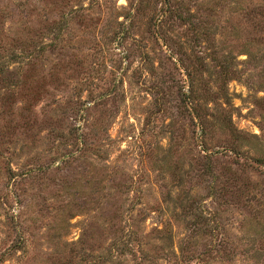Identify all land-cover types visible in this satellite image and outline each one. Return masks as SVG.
<instances>
[{"label":"rangeland","instance_id":"374dc122","mask_svg":"<svg viewBox=\"0 0 264 264\" xmlns=\"http://www.w3.org/2000/svg\"><path fill=\"white\" fill-rule=\"evenodd\" d=\"M0 264H264V0H0Z\"/></svg>","mask_w":264,"mask_h":264},{"label":"trees","instance_id":"16d2710c","mask_svg":"<svg viewBox=\"0 0 264 264\" xmlns=\"http://www.w3.org/2000/svg\"><path fill=\"white\" fill-rule=\"evenodd\" d=\"M5 71H6L7 74L13 72V70H10V69L6 68L4 63L0 64V73H4Z\"/></svg>","mask_w":264,"mask_h":264}]
</instances>
